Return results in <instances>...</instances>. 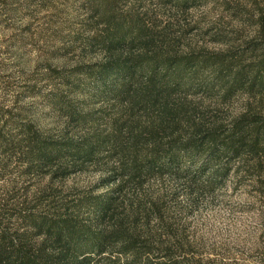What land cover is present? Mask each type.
Returning a JSON list of instances; mask_svg holds the SVG:
<instances>
[{
    "label": "trees",
    "instance_id": "trees-1",
    "mask_svg": "<svg viewBox=\"0 0 264 264\" xmlns=\"http://www.w3.org/2000/svg\"><path fill=\"white\" fill-rule=\"evenodd\" d=\"M204 1L65 0L12 36L63 64L0 96V180L19 177L0 193V264H228L194 217L231 178L264 201V54L190 43Z\"/></svg>",
    "mask_w": 264,
    "mask_h": 264
},
{
    "label": "rangeland",
    "instance_id": "rangeland-1",
    "mask_svg": "<svg viewBox=\"0 0 264 264\" xmlns=\"http://www.w3.org/2000/svg\"><path fill=\"white\" fill-rule=\"evenodd\" d=\"M54 3L64 7L65 0H0V59L8 63L5 74L14 82L8 91L0 85V96L6 95L8 101L22 91L24 74L34 71L35 65L46 57H51L56 64H63V60L52 56L47 43L40 44L28 38L27 45L22 48L18 41L11 39L31 25L32 28L46 25ZM67 10L72 11L71 8ZM187 13L190 43L204 44L211 50L233 47L247 55L264 54V0H205ZM38 45H42L41 48ZM96 58L97 54L84 56L87 60ZM21 62H26V70L22 73ZM23 101L29 106H41L42 119L51 123L48 108L38 98L26 93ZM93 178L94 173L90 172L76 176L75 180L85 183ZM12 180H19L16 169L0 180V193ZM68 181L72 183L73 179ZM255 195L251 182L239 186L231 178L214 200L204 201L194 217L197 222L202 219L207 222L209 243L218 246L221 260L228 264H264V220L260 217L264 201Z\"/></svg>",
    "mask_w": 264,
    "mask_h": 264
}]
</instances>
